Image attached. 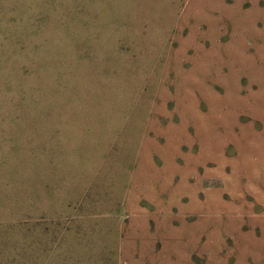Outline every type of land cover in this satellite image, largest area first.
<instances>
[{"label": "rangeland", "instance_id": "rangeland-1", "mask_svg": "<svg viewBox=\"0 0 264 264\" xmlns=\"http://www.w3.org/2000/svg\"><path fill=\"white\" fill-rule=\"evenodd\" d=\"M215 1L0 0V264H264V51Z\"/></svg>", "mask_w": 264, "mask_h": 264}, {"label": "crops", "instance_id": "crops-1", "mask_svg": "<svg viewBox=\"0 0 264 264\" xmlns=\"http://www.w3.org/2000/svg\"><path fill=\"white\" fill-rule=\"evenodd\" d=\"M215 2L219 15H224L229 33L235 32L241 36L242 41L247 44L252 43L250 48L253 49L250 50H254L259 57L258 50L264 51V39L261 37L264 36V0H216ZM247 44H245L246 48ZM242 47H244L243 43Z\"/></svg>", "mask_w": 264, "mask_h": 264}]
</instances>
